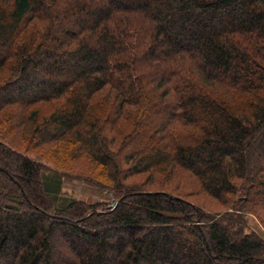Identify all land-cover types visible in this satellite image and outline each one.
<instances>
[{
	"label": "trees",
	"instance_id": "obj_1",
	"mask_svg": "<svg viewBox=\"0 0 264 264\" xmlns=\"http://www.w3.org/2000/svg\"><path fill=\"white\" fill-rule=\"evenodd\" d=\"M177 169L230 210L128 182ZM263 191L264 0H0V264H264Z\"/></svg>",
	"mask_w": 264,
	"mask_h": 264
},
{
	"label": "rangeland",
	"instance_id": "obj_2",
	"mask_svg": "<svg viewBox=\"0 0 264 264\" xmlns=\"http://www.w3.org/2000/svg\"><path fill=\"white\" fill-rule=\"evenodd\" d=\"M160 71H157V75H160ZM169 87H172L169 85ZM159 88L161 90H172V88H168L166 85L159 84ZM165 117V116H164ZM166 120H169V116L165 117ZM74 171H83L92 173V175L96 176V167L88 164L85 159H78L76 162L70 163ZM171 170V169H167ZM191 172L188 170H180L177 169L171 176L161 175L160 173L153 175V180L148 182H144L147 173H140L136 174L135 176H130L128 178V182L138 184L143 190H150V191H162L167 192L175 196L182 197L186 201L194 204L196 207L200 208L202 211L211 214H222L226 210L221 207L219 201L212 198L206 192L200 190L198 185V180L193 175L190 174ZM165 174H169L166 171ZM45 176L48 177L51 181L54 182V178L59 181L58 190V198H75V199H82L86 200L88 203H95L99 202L98 211H103L105 209H109L114 207L116 202V197L113 195L112 192L103 190L97 191L91 187L86 186L83 182L73 179L71 177L62 176L59 173L55 172L54 170H46ZM253 196L251 195V198ZM255 207L259 206V203H264V191L258 193L255 196ZM253 214H247L249 217V225L256 230L264 231V208L260 206L256 210H252ZM194 238H192L193 240ZM188 242L191 243V241ZM58 255H61V252H58ZM233 264V263H232Z\"/></svg>",
	"mask_w": 264,
	"mask_h": 264
}]
</instances>
